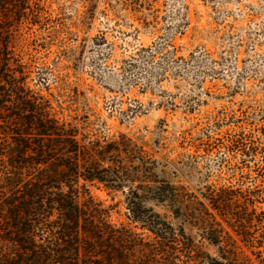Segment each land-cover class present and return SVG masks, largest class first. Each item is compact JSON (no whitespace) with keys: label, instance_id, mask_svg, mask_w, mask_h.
Instances as JSON below:
<instances>
[{"label":"rangeland","instance_id":"obj_1","mask_svg":"<svg viewBox=\"0 0 264 264\" xmlns=\"http://www.w3.org/2000/svg\"><path fill=\"white\" fill-rule=\"evenodd\" d=\"M33 2L40 17L23 30L20 45L27 87L63 120L91 140L142 138L146 153L163 128V155L179 163L182 180L194 187L218 178L229 185L243 180L264 198L254 162L244 167L238 155L221 165L232 156L229 138L253 127L264 133V0ZM217 117L233 123L213 135L218 141L208 157L204 135ZM188 155L199 156L198 165ZM26 174L0 159V209L19 199ZM81 187L82 200L89 195L110 224L133 232L129 258L139 261V244L152 236L129 220V189L97 181H81ZM170 219L184 229L182 240L196 248L195 258L218 254L206 233ZM2 226L7 227L1 224L0 232ZM186 246L179 264H193Z\"/></svg>","mask_w":264,"mask_h":264},{"label":"trees","instance_id":"obj_2","mask_svg":"<svg viewBox=\"0 0 264 264\" xmlns=\"http://www.w3.org/2000/svg\"><path fill=\"white\" fill-rule=\"evenodd\" d=\"M35 3L0 0V159L27 173L19 201L0 209V225H7L0 232V262L179 264V252L187 244L182 240L184 229L176 228L171 217L195 225L218 248L215 256L195 258L196 248L186 246L189 263L264 264V198L256 187L245 188L243 180L236 185L218 183L222 178L194 187L175 169L179 163L163 155L159 142L163 128L148 144L147 153L142 138L91 140L72 121L63 120L50 102L33 94L27 87L20 45L23 30L38 23ZM212 121L204 135L208 157L218 141L213 135H221L233 123L219 117ZM260 130L253 127L229 138L232 156L221 159V165L240 155L242 166L255 163L264 185ZM198 158L187 156L197 165ZM81 181L129 189V220L152 236L139 244V261L129 258L133 232L110 224L89 195L82 200Z\"/></svg>","mask_w":264,"mask_h":264}]
</instances>
